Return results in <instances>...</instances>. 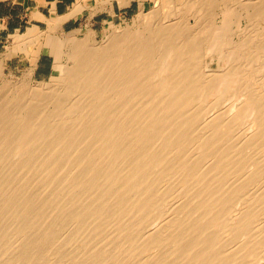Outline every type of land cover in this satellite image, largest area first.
<instances>
[{"label":"bare ground","instance_id":"obj_1","mask_svg":"<svg viewBox=\"0 0 264 264\" xmlns=\"http://www.w3.org/2000/svg\"><path fill=\"white\" fill-rule=\"evenodd\" d=\"M81 1L12 34L22 76L0 58V264H264V0H155L101 40L64 31Z\"/></svg>","mask_w":264,"mask_h":264},{"label":"rangeland","instance_id":"obj_2","mask_svg":"<svg viewBox=\"0 0 264 264\" xmlns=\"http://www.w3.org/2000/svg\"><path fill=\"white\" fill-rule=\"evenodd\" d=\"M77 0H69L70 5ZM101 0H82L84 5L83 11L78 13L75 17L63 24L65 32L73 30L75 28L80 29L78 34L84 36L89 29H92L98 33V39L101 40L109 28L111 22L119 26H125L127 23H132L135 16L145 4L146 8H150L155 0H133L131 4L122 7L118 1H114L112 4L105 5L102 9L96 10ZM182 0H180L181 2ZM144 3V4H143ZM95 11V12H94ZM5 19L1 21L4 25L0 34V58H2V65H4V72L6 76L20 77L29 67H31V61L22 52L12 55L4 60V56L8 52L9 48L13 44L12 34L13 32L26 31L29 26H32L33 21L29 17L34 18V14L25 18L26 14L23 7H18L12 12L7 7L3 11ZM37 25L45 30L48 27V22L37 23ZM21 53V54H20ZM54 56L51 54H42L38 60V66L33 72V78L42 80L49 79L53 74ZM210 66L217 67L216 63H210ZM1 67V66H0Z\"/></svg>","mask_w":264,"mask_h":264},{"label":"crops","instance_id":"obj_3","mask_svg":"<svg viewBox=\"0 0 264 264\" xmlns=\"http://www.w3.org/2000/svg\"><path fill=\"white\" fill-rule=\"evenodd\" d=\"M75 3H73V6H71L69 0H0V34L4 27V25L1 23V21L5 19L3 11L7 7L10 9V12L18 7H23L26 14L25 18H28V16H30L31 14L39 13H42L41 16H45V18H54L56 17V15H62L70 11L71 8L74 7ZM34 16V18L29 17V19L33 21V23H36L33 25H37V23H43L44 21H46V19H39L36 18V15Z\"/></svg>","mask_w":264,"mask_h":264}]
</instances>
